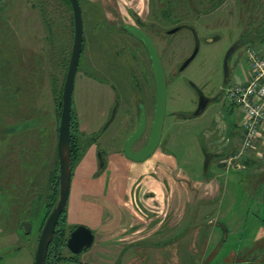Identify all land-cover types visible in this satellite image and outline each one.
I'll use <instances>...</instances> for the list:
<instances>
[{
	"label": "rangeland",
	"instance_id": "374dc122",
	"mask_svg": "<svg viewBox=\"0 0 264 264\" xmlns=\"http://www.w3.org/2000/svg\"><path fill=\"white\" fill-rule=\"evenodd\" d=\"M81 2L85 47L75 73L71 103L77 119L76 131L82 141L99 133L82 156L95 147L96 155L97 151H102L103 168L117 169L120 176H131L132 169H143L145 165L154 170L161 161L172 162L175 169L171 176L175 180L196 184L214 182L219 175L214 173L215 167L235 169L240 166L238 158L234 157L245 153H240L239 142L228 158L218 154L209 157L210 175L203 172L206 152L217 150L209 148L208 138L200 135L208 130L216 111L230 104L224 94L226 72L229 84L236 77L244 79L249 69L247 47L264 48L257 39L264 33V0ZM94 7L97 12L102 8L108 21L102 13L91 14ZM128 10L145 23L142 29L157 48L166 73L167 93L159 145L145 162L123 156V161L128 163L125 169L119 157L109 156L115 152L123 154L124 140L136 124L139 101H146L147 126L133 149L138 150L144 144L154 109L149 58L143 45L121 30L122 24L134 23ZM71 16L72 10L64 0H0V264H34L38 237L45 221L48 177L58 163L57 96L63 87L72 46ZM150 22L152 26L148 25ZM181 23L193 28L194 39L193 31L181 27L172 34L167 33ZM236 42L241 46L231 53L226 71L224 57ZM196 44V55L178 71ZM120 67L128 78L136 74L143 96L130 83L131 78L126 79L128 94L122 92ZM194 86L207 96L220 94V98L201 114L191 116L188 114L193 113L196 105ZM115 101L118 102L115 115L105 126ZM237 110L233 115L238 118L240 110ZM255 161L264 164L261 158ZM96 166L98 171L103 170L99 160ZM103 182L99 184L105 185ZM206 187L200 190L205 196L218 194L213 184ZM223 193L225 197L220 204L216 200L210 206L202 205L206 210L201 214L204 234L201 252L193 256V264L264 262V230L257 227L258 219H264V210L257 209L255 202L244 201L234 181L229 180ZM139 207L144 220L151 218L152 229L175 233L191 225L177 221L175 216L165 217L157 225L160 214L157 216L149 206L140 204ZM207 212L211 214L209 217ZM22 221L30 223L28 232L24 231ZM220 222L227 225L226 239L216 226ZM60 252L65 257L72 254L66 246L61 247Z\"/></svg>",
	"mask_w": 264,
	"mask_h": 264
},
{
	"label": "crops",
	"instance_id": "0c3cea01",
	"mask_svg": "<svg viewBox=\"0 0 264 264\" xmlns=\"http://www.w3.org/2000/svg\"><path fill=\"white\" fill-rule=\"evenodd\" d=\"M98 10L102 11L97 12L94 7V12L90 13H95L94 15L102 13L105 16L102 8ZM83 16L82 12V18ZM90 26L96 27L98 24H90ZM263 38L264 33L257 37L264 47ZM124 68L126 70V67ZM118 69L122 92L128 94L126 89L129 85V81L126 83L128 76L122 74L123 67ZM122 77L125 79L123 80ZM130 78V83L138 94L141 93L143 96V87L138 83L136 74L128 79ZM144 78L147 80V76ZM235 110L237 108L232 104L219 108L208 130L205 129L201 133V138H208L209 148L217 150L209 154L225 155V158H228L239 142L241 145V112L237 110V118L233 115ZM95 149V147L90 148L74 168L66 202V224L70 227L78 224L89 227L94 233V241L87 250L76 255V260L58 264H193V256L201 252L200 242L204 234L201 222L204 218L201 214L206 210L202 209V205L210 206L212 203L215 204L216 200L220 204L225 197L223 189L227 188L229 180L234 181L244 201L248 199L251 203L255 202L258 205L257 209L261 207L264 210V164L256 163L252 152L235 155L234 157L241 163L235 169L231 166L215 167L214 173L219 175L214 182L196 184L175 180L171 176L175 166L167 161L159 162L160 165L154 170L146 165L143 169H129L132 171L131 176H120L117 169L106 170L108 167L98 171ZM113 156L119 157L120 163L124 166L122 168H127L128 163L123 161V154L115 152L110 154L109 158ZM209 169L210 166H204L203 172L210 175ZM99 181H104L105 185H100ZM212 184L217 188L218 194L214 197L212 194L207 196L202 194L200 190ZM140 204L143 207L153 208L157 216L160 214L157 225L168 216H175L177 221L191 225L189 228L183 226L175 233L152 229L151 218L144 220L140 215ZM210 215L208 213L207 217ZM258 221L260 222L257 227L264 230V219L260 217ZM216 226L222 230L223 238L226 239L229 233L227 225L220 222ZM158 237L160 238L157 241L152 239ZM256 264H264V262H256Z\"/></svg>",
	"mask_w": 264,
	"mask_h": 264
},
{
	"label": "water",
	"instance_id": "95a60500",
	"mask_svg": "<svg viewBox=\"0 0 264 264\" xmlns=\"http://www.w3.org/2000/svg\"><path fill=\"white\" fill-rule=\"evenodd\" d=\"M72 10L73 17V39L70 51V57L68 61L67 71L65 74L61 99L57 102V108L60 111V116L57 125V142H56V153L58 158V197L56 203L41 228L35 256L34 264H44L47 250L51 237L54 232L57 220L64 210L69 194L70 182L72 176V170L70 165V117H71V100L72 91L74 84V77L78 67L79 58L82 52L83 44V20H82V10L79 0H69ZM124 30L140 40L144 46V49L148 55L151 71L154 82V109L152 120L149 127L148 138L144 145L137 151H134L133 145L137 139H139L144 133L147 126V114L143 103L138 104L137 108V123L134 130L128 135L123 144V154L130 160L133 161H143L148 156H150L157 146L159 145L163 121L166 116V93H167V78L166 73L158 54L157 48L154 45L151 37L144 32L142 29L134 25H124ZM180 29L179 26L172 27L167 30L168 34H172ZM193 31V35L195 31ZM214 39V38H213ZM210 39V40H213ZM197 43V42H196ZM240 42H236L226 53L224 57V67L227 71V60L230 57L234 49L240 46ZM197 52V44L192 51V53L183 61L179 66V71H182L188 63L193 59ZM227 72L226 79L227 80ZM227 82V81H226ZM118 102L116 101L111 109L109 119L105 126L113 119ZM206 106V101H200L196 110L191 114V116H196L202 113ZM212 155H205L204 166L207 165V160ZM102 165V163H101ZM22 227L24 231L28 232L30 229V223L28 221H22ZM94 241L93 231L83 225H75L65 240V246L72 254H80L87 250Z\"/></svg>",
	"mask_w": 264,
	"mask_h": 264
},
{
	"label": "built area",
	"instance_id": "2783aa9c",
	"mask_svg": "<svg viewBox=\"0 0 264 264\" xmlns=\"http://www.w3.org/2000/svg\"><path fill=\"white\" fill-rule=\"evenodd\" d=\"M246 50L249 64L244 77L246 81L236 77L224 94L227 101L241 112L240 153L252 151L254 158L264 160V55L261 49L251 46Z\"/></svg>",
	"mask_w": 264,
	"mask_h": 264
},
{
	"label": "trees",
	"instance_id": "16d2710c",
	"mask_svg": "<svg viewBox=\"0 0 264 264\" xmlns=\"http://www.w3.org/2000/svg\"><path fill=\"white\" fill-rule=\"evenodd\" d=\"M64 1L71 9V5L69 3V0H64ZM79 3L81 5V3H82L81 0H79ZM81 9H82V6H81ZM71 24H73V17L72 16H71ZM181 28H182V26H181ZM72 34H73V29L71 28V35ZM72 37H73V35H72ZM217 38H218V36L215 37V40ZM84 45H85V43H84V37H83L81 55H82L83 50H84ZM61 94H62V87H61V89H59L58 96H57V98H58L57 101H59L61 99ZM56 110H57V120H59L60 111L58 110V108H56ZM76 124H77V119H76L75 113L73 112L72 103H71V117H70V165H71L72 172H73V168H74L75 164L81 158L84 149H86V147L88 145H90L91 143H93L95 141V136L91 137L88 141H86V139L82 141L81 137H79L80 133H78L76 131L77 130L76 129ZM206 153L209 154L208 152H206ZM97 154L99 155L100 161L102 163V165L100 164V168L103 169L104 161L102 159V152L101 151H97ZM210 155L214 156L216 154H210ZM205 167H207V165ZM48 185H49V190H48V193L46 195L47 203H46L45 219L47 218L48 214L50 213V211L54 207V205L56 203V200H57V197H58V189H59V184H58V163L55 164L54 170L49 174ZM73 227L74 226L70 227V226H68L66 224V206H65V208L62 211V213L60 214V216H59V218L57 220L56 226L54 228V232H53V235H52L50 243H49V247H48V250H47V255H46V259H45V263L44 264H53L55 262H57V264H58L59 262H68V261L76 260V255L75 254H71L70 256L65 257V256H62L61 252H60V248L65 246L66 237L68 236V233L70 232V230Z\"/></svg>",
	"mask_w": 264,
	"mask_h": 264
},
{
	"label": "flooded vegetation",
	"instance_id": "af4514ba",
	"mask_svg": "<svg viewBox=\"0 0 264 264\" xmlns=\"http://www.w3.org/2000/svg\"><path fill=\"white\" fill-rule=\"evenodd\" d=\"M128 11H129V10H128ZM129 16L132 17V18L134 19V23H133L134 26H136V27H138V28H140V29H142V28L145 26V23L141 20V18H138L136 14L134 15V14H132V13L129 11ZM124 25H132V24H125V23H124V24L121 25V30H122L125 34L130 35V34H128V33L124 30V28H123ZM148 25H149V26H152V23L150 22V23H148ZM177 26H179V27L182 26V29L185 28V29H188V30H191V31L193 30V28L190 27V25H189V24H186V23H181V24H179V25H177ZM142 30H143V29H142ZM130 36L133 37L132 35H130ZM192 37H193V39H194L195 35L192 34ZM133 38H134L135 40H137V42H140V43L142 44V42H141L140 40L136 39L135 37H133ZM195 43H196V39H195V41H194V44H195ZM142 45H143V44H142ZM240 46H241V45H240ZM240 46H238V48H239ZM143 47H144V46H143ZM145 52H146V51H145ZM146 54H147V53H146ZM147 56H148V55H147ZM178 69H179V68H178ZM178 69H177V70H178ZM178 71H179V70H178ZM178 71H176V72H178ZM234 79H235V78H234ZM234 79H233V80H234ZM226 81H227V82H226ZM226 81H225V83H227V84H226V86H225V89H226V87L229 85V83H228V82H229V81H228V76H227V80H226ZM111 87H112V86H111ZM225 89H224V90H225ZM222 92H223V90L221 91V97H222ZM194 93H195V95H196V105H195V110H196V108L198 107L200 101H206V106H205V108H206L210 103H212V102H214V101H217V100L220 98V94H219L218 96H217V95H215V96H207V95H205V94H204L199 88H197L196 86H194ZM115 102H116V101H115ZM145 102H146V101H144V102L139 101V102L137 103V108H138V104L143 103V104H144V107H145V110H146V114H147V106H146V103H145ZM205 108H204V110H205ZM195 110H194V111H195ZM204 110H203V111H204ZM194 111H193V112H194ZM136 114H137V113H136ZM179 115H180V114H179ZM183 115H184V114H183ZM188 115H191V114H188ZM188 118H189V116H188ZM188 118H187V117H184L183 119H188ZM151 120H152V119H151ZM109 123H110V122H109ZM136 123H137V117H136ZM135 127H136V124H135ZM135 127H134V128H135ZM134 128L131 130V132L134 130ZM100 132H101V131H100ZM131 132H130V133H131ZM144 132H145V131H144ZM130 133H129V134H130ZM129 134H128V135H129ZM143 134H144V133H143ZM143 134H142V135H143ZM97 135H99V133L96 134L95 137H96ZM128 135H127V137H128ZM127 137H126V138H127ZM126 138H125V140H126ZM140 138H141V137H140ZM140 138H139V139H140ZM147 138H148V136H147ZM139 139H137V140L135 141V143H136ZM125 140H124V142H125ZM146 140H147V139H146ZM146 140H145V142H146ZM145 142H144V143H145ZM135 143H134V144H135ZM123 144H124V143H123ZM143 145H144V144H143ZM143 145H142V146H143ZM142 146H141V147H142ZM141 147H140V148H141ZM140 148H139V149H140ZM132 149H133V148H132ZM139 149H138V150H139ZM133 150H134V149H133ZM134 151H137V150H134ZM101 152H102V151H101ZM122 153H123V147H122ZM123 155H124V154H123ZM150 156H151V155H150ZM150 156H148V157H150ZM96 157H97V160H99V165H100V164H101V161H100V157H99V155L97 154ZM148 157H147V158H148ZM147 158H146V159H147ZM146 159H145V160H146ZM145 160H143V161H145Z\"/></svg>",
	"mask_w": 264,
	"mask_h": 264
}]
</instances>
